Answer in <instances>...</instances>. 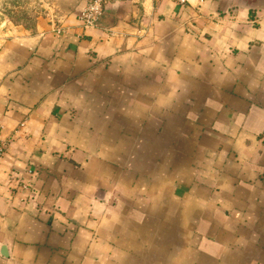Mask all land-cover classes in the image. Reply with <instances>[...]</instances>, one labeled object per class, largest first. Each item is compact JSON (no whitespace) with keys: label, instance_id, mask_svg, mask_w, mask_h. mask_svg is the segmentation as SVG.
Returning a JSON list of instances; mask_svg holds the SVG:
<instances>
[{"label":"crops","instance_id":"crops-1","mask_svg":"<svg viewBox=\"0 0 264 264\" xmlns=\"http://www.w3.org/2000/svg\"><path fill=\"white\" fill-rule=\"evenodd\" d=\"M86 1L0 37V264H264V0Z\"/></svg>","mask_w":264,"mask_h":264},{"label":"rangeland","instance_id":"rangeland-1","mask_svg":"<svg viewBox=\"0 0 264 264\" xmlns=\"http://www.w3.org/2000/svg\"><path fill=\"white\" fill-rule=\"evenodd\" d=\"M54 2L55 0H0V37L5 35L11 26L34 29L39 18L53 22L48 12Z\"/></svg>","mask_w":264,"mask_h":264},{"label":"built area","instance_id":"built-area-1","mask_svg":"<svg viewBox=\"0 0 264 264\" xmlns=\"http://www.w3.org/2000/svg\"><path fill=\"white\" fill-rule=\"evenodd\" d=\"M114 1H121V0H114ZM192 0H171L176 5L183 6L188 5L190 6ZM204 0H196V2H203ZM109 3V0H87L85 7L80 14V21L82 26L85 29H92L98 25V22L103 14V11L106 5ZM5 145L0 144V158L4 154ZM12 180L14 179L13 176L10 177ZM18 181L19 189L27 195V198H33L34 190L29 185V183L23 181L22 178L16 179ZM23 201V199H20Z\"/></svg>","mask_w":264,"mask_h":264}]
</instances>
